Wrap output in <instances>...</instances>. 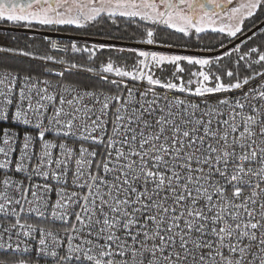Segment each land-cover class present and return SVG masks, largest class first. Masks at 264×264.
<instances>
[{
  "label": "snow or ice",
  "instance_id": "6c2138e0",
  "mask_svg": "<svg viewBox=\"0 0 264 264\" xmlns=\"http://www.w3.org/2000/svg\"><path fill=\"white\" fill-rule=\"evenodd\" d=\"M231 4L0 0V21L84 28L123 19L143 27L138 43L153 45L159 28L236 37L264 0ZM216 17L237 22L217 27ZM71 50L94 55L74 43ZM234 51L236 68L224 70V83L209 59L138 50L132 71L111 61L101 67L120 78L101 77L114 94L0 72V264H30L24 254L33 243L48 264H264V70L253 69H264V50ZM185 61L209 70L192 72L187 83L151 72L169 64L183 73ZM241 63L251 70L243 78ZM126 79L147 87L134 91ZM168 93L204 98L203 106Z\"/></svg>",
  "mask_w": 264,
  "mask_h": 264
},
{
  "label": "trees",
  "instance_id": "16d2710c",
  "mask_svg": "<svg viewBox=\"0 0 264 264\" xmlns=\"http://www.w3.org/2000/svg\"><path fill=\"white\" fill-rule=\"evenodd\" d=\"M264 19V7L257 10L255 15L251 18H247L243 24L242 32L238 33L236 37L246 32L260 21ZM100 24V23H97ZM93 27V34H79V36L115 40V41H124L130 43H138L137 41L144 39L143 31H140L136 27V24H129L125 20H118L117 24L111 23V21L101 22L100 25ZM153 28H155L153 26ZM236 37H228L226 33H217L212 31H205L200 34H195L192 31V34L189 36H184L182 33H177L172 29L159 28L156 30L155 39L157 43L153 45L164 46V47H173L180 49L196 50V51H215ZM67 45L66 54L61 57L53 54L49 51L48 45L49 41L40 36H32L21 33H10L0 31V48L11 49L12 51L0 52V70L4 71H13L20 72L21 75L32 74L38 76L39 78L50 76L51 67L40 62H48L41 59H34L35 57H46L51 56L53 59L65 60L69 65H77L75 70H82L81 72L68 71L65 74V81L69 85H75L81 89H102L104 92H112L115 85L108 83L107 81L101 80L98 77L91 76L89 73L99 72L102 66H106L109 61H111L115 66L122 67L127 71H132L133 66L136 65L137 56L136 51L139 49H130L123 47H115L109 45H98L93 43L86 42H77V41H64ZM76 44L79 49H89L93 52L94 55L89 56V52L79 51L73 53L71 50L72 44ZM250 47H259L261 50H264V28L259 32L255 33L252 37L247 39L245 42L236 46L226 53H231V56L223 53L217 57L205 58L212 61L211 72L222 76L224 83L229 82V78L223 75L224 70L231 69L235 71L236 65L235 62L238 58L239 53L234 51V49L239 48L240 52L243 53L247 51ZM123 49V51H120ZM20 51L33 54L32 56H21L18 53ZM144 51V50H143ZM194 59L198 57L189 56ZM218 58H221L218 60ZM34 60H37L34 61ZM181 66L185 69L183 73H174V66L169 64H164L163 71L160 68L153 66L151 72L154 73L155 78H160L162 81L172 80L174 83H179V79H174V76L180 77L185 83L191 77L192 72H197L200 70L208 71V67L201 69L198 65H188L187 62H181ZM253 69H261L260 66L253 65ZM86 71V72H85ZM251 70L245 68L243 63H241L239 75L243 78L245 75H249ZM195 80V77H191ZM214 82V81H213ZM195 83L191 87L195 88ZM208 86H212L210 83ZM246 89L248 86H245ZM117 89V87H116ZM115 89V90H116ZM113 93V92H112ZM179 94L180 96L201 98L195 96H188L187 94ZM238 94L235 93H226V94H216L213 97V100H216L217 96L223 98L224 96L231 97L232 95ZM28 258V257H26ZM30 264H48L47 261L30 258Z\"/></svg>",
  "mask_w": 264,
  "mask_h": 264
},
{
  "label": "water",
  "instance_id": "95a60500",
  "mask_svg": "<svg viewBox=\"0 0 264 264\" xmlns=\"http://www.w3.org/2000/svg\"><path fill=\"white\" fill-rule=\"evenodd\" d=\"M262 28H264V19L260 21L258 24L253 26L248 31L242 33L234 40L223 46L222 48L215 50V51H196V50H188V49H180V48H173V47H164V46H157V45H147L141 43H130L124 41H115V40H107V39H99V38H91V37H84V36H77V35H68V34H57V33H49L39 30H34L30 28H10L0 26V31L2 32H10V33H21L27 34L32 36H40L46 40H61V41H77V42H86V43H93L98 45H109L115 47H123V48H130V49H139L148 52H167V53H175L181 54L184 56H194L198 58H212L217 57L223 53L230 51L231 49L235 48L236 46L240 45L241 43L245 42L247 39L252 37L255 33L259 32Z\"/></svg>",
  "mask_w": 264,
  "mask_h": 264
},
{
  "label": "built area",
  "instance_id": "2783aa9c",
  "mask_svg": "<svg viewBox=\"0 0 264 264\" xmlns=\"http://www.w3.org/2000/svg\"><path fill=\"white\" fill-rule=\"evenodd\" d=\"M49 41V45H48V49L50 52H52L53 54L57 55V56H61L63 57L65 54H66V51H67V45L65 44L64 41H61V40H48ZM55 44L56 47L53 48L52 45ZM37 62V60H34ZM60 61H63V63H60ZM40 63H43L45 65H48L49 67H51V75L50 76H47V77H43L42 79H49L51 80L54 84L55 83H63V84H66V85H69L68 82L65 81V74L66 72L68 71H78V72H82V70H75L73 68L70 67V65L65 61V60H60V59H52L48 62H40ZM0 72H4V70H0ZM59 72H63L64 75L61 77V76H58L56 75V73H59ZM86 72V71H85ZM89 75L91 76H95V77H98L99 79L103 80L101 77L103 75H107L109 77V80H112V79H115V80H119L120 78L119 77H116L112 74H104V73H101L100 71L99 72H95V73H89L87 72ZM41 79V78H40ZM105 81V80H104ZM125 82L128 84V86L130 88H133L134 91H139V90H142L144 87H147L146 83H142V82H139V81H131V80H125ZM72 85V84H71ZM75 86V85H73ZM78 90H83L81 88H78L77 86H75ZM116 87H114V90L111 92H106V93H109V94H114L117 92V89ZM121 90L122 89V86H121ZM158 92H160L162 95L164 94V90L162 89H157ZM239 94V93H238ZM238 94H235V95H232L231 97H234ZM169 95V98L172 97V95H176V96H180L179 94H174V93H168ZM181 98H184L186 100H191L192 102L194 103H201V105L203 106V99L204 98H193V97H185V96H180ZM213 97H210L208 96L207 99L210 101V102H214L215 100L212 99ZM0 127H3L2 125H0ZM51 138V137H49ZM14 159L15 158H18V153L14 154ZM2 175H0V179H2ZM14 179H24L23 175L21 174H15L13 176ZM33 183H42L43 181L40 180L39 178H33ZM25 183L27 184L28 182L25 181ZM39 220V218H36L35 216H33L31 219H29V222L30 223H37ZM59 223V222H57ZM15 239V237L13 238ZM37 239H38V234H37ZM35 248H36V245L35 243L32 244V251L30 253H25V257H30V258H34V259H39V260H44V261H47L48 262V258H44V257H38L36 255V252H35Z\"/></svg>",
  "mask_w": 264,
  "mask_h": 264
},
{
  "label": "flooded vegetation",
  "instance_id": "af4514ba",
  "mask_svg": "<svg viewBox=\"0 0 264 264\" xmlns=\"http://www.w3.org/2000/svg\"><path fill=\"white\" fill-rule=\"evenodd\" d=\"M239 1L240 0H232V4L231 5H228V7L230 8L232 6H236V2H239ZM100 24H97L96 26H98ZM94 25L95 24H89V25H87L84 28H76L75 26H42V25H33L32 27H26V26H18V25H14L12 23L0 21V26H4V27H10V28H30V29H34V30L49 32V33L68 34V35H77V36H79V34H81V33H83V34H87V33L93 34L94 33L92 31L93 28H91V27H93ZM146 26L147 27H153L150 24H148ZM139 30L144 32L143 27L139 28Z\"/></svg>",
  "mask_w": 264,
  "mask_h": 264
},
{
  "label": "rangeland",
  "instance_id": "374dc122",
  "mask_svg": "<svg viewBox=\"0 0 264 264\" xmlns=\"http://www.w3.org/2000/svg\"><path fill=\"white\" fill-rule=\"evenodd\" d=\"M244 3H247V0H240L239 2H236V6H232V7H239L241 4H244ZM215 19H216V25L215 26H217V27L222 26V25H227L230 23L235 24L237 22V20H235V19L229 20L227 17H216ZM245 20H244V22H245ZM244 22H243V24H244ZM242 27H243V25H242ZM192 31H194V30H192ZM206 31H211V28L206 29ZM155 53H157L158 55H181V54L167 53V52H155ZM181 56H184V55H181Z\"/></svg>",
  "mask_w": 264,
  "mask_h": 264
}]
</instances>
